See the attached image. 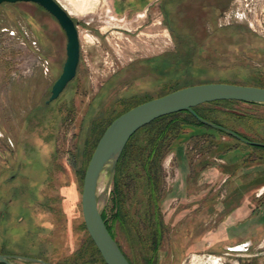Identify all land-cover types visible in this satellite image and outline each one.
Segmentation results:
<instances>
[{"label": "rangeland", "instance_id": "obj_1", "mask_svg": "<svg viewBox=\"0 0 264 264\" xmlns=\"http://www.w3.org/2000/svg\"><path fill=\"white\" fill-rule=\"evenodd\" d=\"M56 1L76 24L80 61L75 79L49 104L67 59L66 35L36 4L0 5V254L105 264L86 229L81 199L107 128L129 109L182 88H264V41L241 27L212 32L201 24L212 13L206 19L217 27L212 0H149L150 9L129 17L107 1L98 0L90 14L89 0ZM242 3L233 7L236 25L243 23ZM201 112L264 144V105L211 104ZM212 129L184 126L163 161L165 228L154 252L135 235L154 239L156 219L147 222L140 202L144 187L130 181L134 171L120 173L129 218L114 223L113 233L131 264H264V149ZM143 138L140 132L134 139L133 158ZM114 175L98 198L109 220L116 212Z\"/></svg>", "mask_w": 264, "mask_h": 264}, {"label": "water", "instance_id": "obj_2", "mask_svg": "<svg viewBox=\"0 0 264 264\" xmlns=\"http://www.w3.org/2000/svg\"><path fill=\"white\" fill-rule=\"evenodd\" d=\"M33 3L56 19L67 38V59L63 72L52 87L47 104L57 100L75 79L80 61L79 33L74 20L56 0H0L2 4ZM240 102L264 105V88L226 83L198 84L182 88L162 97L147 101L115 119L107 128L87 167L82 190V213L86 229L106 264H131L110 234L99 210V182L103 175L114 173L130 139L142 128L157 119L180 112H189L204 125L226 132L241 142L264 148V144L247 141L234 132L223 129L197 116L194 109L215 102ZM237 248L231 249L236 251ZM22 260L37 264L44 261L0 254L1 264H15Z\"/></svg>", "mask_w": 264, "mask_h": 264}, {"label": "trees", "instance_id": "obj_3", "mask_svg": "<svg viewBox=\"0 0 264 264\" xmlns=\"http://www.w3.org/2000/svg\"><path fill=\"white\" fill-rule=\"evenodd\" d=\"M223 103L228 104L230 102L223 101V102H215L211 104L213 106H219L220 104H223ZM231 103H238V102H231ZM211 104H206V105L197 107L196 109H194V111L197 114V116L200 117L201 119H204L210 123H213L227 130V128L223 127L221 124H218L216 121L209 119L204 114V112H201L203 108ZM249 105L255 106L254 104H249ZM184 126L198 127V128L207 127V128L212 129L211 127H208L202 124L197 119V117L192 115L191 113L180 112V113L172 114V115L165 116V117L155 120L150 125L139 130L128 142L115 168V175H114V191L116 194L115 215L111 220L106 218L105 214L102 215L103 220L105 221L106 226L110 234L112 235L113 239H115V236L113 233L114 223H116L117 221L123 222V221H126L127 218H129L128 214H125L127 212V210H125L124 208L125 206H122L125 200L124 198L125 191L128 187L126 183L127 181L124 184H122L121 181L119 180L120 179L119 175L122 172V170L123 172L126 171L125 172L126 174H130L129 172V169H130L132 173L134 171L133 173L134 176L131 178L132 180L130 179V181L134 183V186L140 185L141 189L142 187H144V192H145V195L143 198L144 201L140 199V202L145 207H147V222H150V220L152 219H156L153 240H149V237H147V235L145 237H143L144 235L142 236L141 234H138V233H136L135 235L137 236V241L138 240L140 242L142 241V243L144 244L150 243L148 252L149 251L154 252L155 250H157L158 245L161 242V236L164 233V228H165L163 220H162L161 209H160L161 201L164 198V191L162 189L163 184H164L162 164L165 158L167 157V155L169 154V152L171 151L173 144L180 137V134L182 133ZM212 130H215L220 134L227 135V133L224 131L217 130V129H212ZM140 132L145 133V139L143 138L144 143L142 145L143 149L140 148L139 149L140 155L139 156L137 155L135 158H133L132 154L134 150L130 148L133 147L134 139ZM236 134L241 136L239 133H236ZM261 149H264V148L261 147ZM142 150H145V152L143 153ZM122 207L125 210V213L123 212ZM151 213L152 214L154 213L153 216ZM92 243L94 244L93 241ZM96 250L98 254H100L98 249ZM145 261H146V264H149V261L147 263V259Z\"/></svg>", "mask_w": 264, "mask_h": 264}, {"label": "flooded vegetation", "instance_id": "obj_4", "mask_svg": "<svg viewBox=\"0 0 264 264\" xmlns=\"http://www.w3.org/2000/svg\"><path fill=\"white\" fill-rule=\"evenodd\" d=\"M101 1L103 2L107 1V5L111 10H113L118 15H122V11H123V14L124 13L127 14V17L142 11H147V9H150L152 7V4L150 2L149 4L147 3L149 0H101ZM212 1H214L212 3L213 7L211 8L209 7V8L212 10H218L220 16L219 19L217 20V25H216L217 27L213 25L214 19L207 20L208 18H211L210 16L212 15V13L204 14L203 15L204 19L201 21V24L206 23V26L209 27L212 32H214V29L217 28H218L217 30L219 31L228 32L231 31V29L233 28L235 29L237 27H241L245 29V31H250L256 36H259L260 39L264 41V0H243L244 3L240 5V7L243 5L245 8L243 13H241L243 23L239 25H236L234 24V22H232V12L235 11L233 7H236L235 4L237 3V0H212ZM253 1H256V3H253ZM213 16L214 15H212V18H214ZM253 17H255L254 22L256 23V26L252 23ZM221 18L222 20L224 19L225 21L224 24L220 23Z\"/></svg>", "mask_w": 264, "mask_h": 264}, {"label": "bare ground", "instance_id": "obj_5", "mask_svg": "<svg viewBox=\"0 0 264 264\" xmlns=\"http://www.w3.org/2000/svg\"><path fill=\"white\" fill-rule=\"evenodd\" d=\"M90 2H89V8L86 10V13L87 14H90V13H92L94 10H95V8H96V6L98 5V3H99V1L98 0H89ZM108 176L107 175H103L102 177H101V180H100V182H99V192H101L102 190H103V188L106 186V184H107V182H108ZM106 189V188H105ZM102 194V193H101ZM214 264H218V262L217 261H215L214 262Z\"/></svg>", "mask_w": 264, "mask_h": 264}]
</instances>
